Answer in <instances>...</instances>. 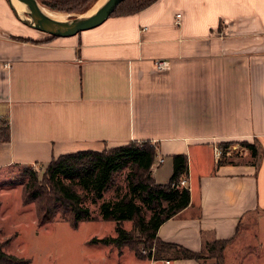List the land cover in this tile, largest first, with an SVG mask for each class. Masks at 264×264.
<instances>
[{
  "label": "crops",
  "instance_id": "crops-1",
  "mask_svg": "<svg viewBox=\"0 0 264 264\" xmlns=\"http://www.w3.org/2000/svg\"><path fill=\"white\" fill-rule=\"evenodd\" d=\"M158 58L169 67L157 69ZM6 125L0 177L65 153L149 141L153 177L165 183L175 154L186 155L190 203L156 235L202 257L170 248L133 253L132 263L217 264L206 246L228 240L226 264L244 225L264 215V0H156L70 36L23 23L0 0ZM240 140L257 155L239 143L215 157V145Z\"/></svg>",
  "mask_w": 264,
  "mask_h": 264
},
{
  "label": "trees",
  "instance_id": "trees-1",
  "mask_svg": "<svg viewBox=\"0 0 264 264\" xmlns=\"http://www.w3.org/2000/svg\"><path fill=\"white\" fill-rule=\"evenodd\" d=\"M42 4L56 10L86 11L96 0H39ZM156 0H123L112 14H127L141 10ZM111 14V15H112ZM7 125L0 126V139H8ZM234 142V141H232ZM232 142H225L228 146ZM253 156L257 155L255 143L239 141ZM224 147V148H226ZM156 149L149 141L120 145L104 150H78L61 154L46 165L44 177L39 179L37 168L26 166L29 180L23 183V204L36 203L39 225L53 222L57 215L77 227L83 219H97L92 214L87 201L97 204L115 182L118 173L132 167L126 176L128 191L113 200H104L99 205L103 219L116 221L117 236L93 237L91 241L104 244L115 243L118 247L129 246L136 255L146 256L135 249L133 235L122 222L132 220L139 227L143 237L156 242L159 253L168 249H179L184 257H202V253L190 251L182 246L161 241L157 230L162 222L175 216L190 203L191 193L185 187L174 186L188 169L187 157L175 154L174 169L168 182L157 183L152 174ZM118 189H121L118 187ZM150 211V215L147 213ZM228 240L214 241L206 246L209 251H217L223 258V249ZM6 242H0V264H27L30 259L6 251ZM158 253V252H157ZM152 256L151 252L148 253ZM159 255V254H158ZM148 256V255H147ZM221 263L217 264H222Z\"/></svg>",
  "mask_w": 264,
  "mask_h": 264
},
{
  "label": "rangeland",
  "instance_id": "rangeland-1",
  "mask_svg": "<svg viewBox=\"0 0 264 264\" xmlns=\"http://www.w3.org/2000/svg\"><path fill=\"white\" fill-rule=\"evenodd\" d=\"M98 1H94L84 12L43 6L61 12L68 19L87 15ZM25 167L14 166L0 177V191L4 193L0 196V242H6V251L30 259L27 264H133L132 256L136 252L128 245L118 247L115 243L91 241L93 237L117 236L116 221L103 219L99 205L128 191L126 176L131 166L118 173L114 184L104 192L97 204L86 202L97 219H83L77 227L59 215L53 222L38 224L36 203L23 204L22 201L23 183L30 176ZM33 167L37 168L42 180L46 165L33 164ZM147 215H150V211ZM250 221L248 226L244 225L234 244L227 248L226 264H264V215H257ZM122 225L133 235V245L141 254H160L156 242L143 237L134 219L125 220ZM205 253H209L214 262L221 263L223 260L222 264H225V256L221 259L217 251L206 248Z\"/></svg>",
  "mask_w": 264,
  "mask_h": 264
},
{
  "label": "water",
  "instance_id": "water-1",
  "mask_svg": "<svg viewBox=\"0 0 264 264\" xmlns=\"http://www.w3.org/2000/svg\"><path fill=\"white\" fill-rule=\"evenodd\" d=\"M27 9L19 10L13 0H9L16 16L25 24L52 36H70L85 29L95 27L105 21L123 0H105L92 14L86 17L58 19L44 10L39 0H19Z\"/></svg>",
  "mask_w": 264,
  "mask_h": 264
},
{
  "label": "built area",
  "instance_id": "built-area-1",
  "mask_svg": "<svg viewBox=\"0 0 264 264\" xmlns=\"http://www.w3.org/2000/svg\"><path fill=\"white\" fill-rule=\"evenodd\" d=\"M180 16L181 13L177 14V18H176V23H180ZM170 64V61L168 59H164V58H158L155 61V65L157 67V69H165L168 68ZM234 146V147H233ZM234 150L241 148V146L239 145V143H236L234 145H229L226 149L223 148V146H219V145H215V157L217 159H220L222 155L224 154H231V152ZM163 161V157H160V159L157 161L158 164H161V162ZM174 186L177 187H185V188H189V182L187 180V178H181Z\"/></svg>",
  "mask_w": 264,
  "mask_h": 264
},
{
  "label": "bare ground",
  "instance_id": "bare-ground-1",
  "mask_svg": "<svg viewBox=\"0 0 264 264\" xmlns=\"http://www.w3.org/2000/svg\"><path fill=\"white\" fill-rule=\"evenodd\" d=\"M105 0H99L96 5H94L92 7L91 10L88 11L87 15H85L84 17L86 16H89L90 14H92ZM13 2L15 3L16 7L21 10V11H25L27 9L26 5L19 1V0H13ZM44 10L50 14L51 16L55 17V18H58V19H64V15L61 13V12H58V11H55V10H52V9H49L47 7H43Z\"/></svg>",
  "mask_w": 264,
  "mask_h": 264
}]
</instances>
